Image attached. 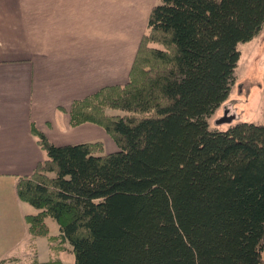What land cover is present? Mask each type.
I'll return each mask as SVG.
<instances>
[{
    "label": "trees",
    "instance_id": "trees-1",
    "mask_svg": "<svg viewBox=\"0 0 264 264\" xmlns=\"http://www.w3.org/2000/svg\"><path fill=\"white\" fill-rule=\"evenodd\" d=\"M263 28L264 0L154 6L128 83L69 110L72 126L103 128L119 150L56 146L33 129L46 159L17 186L36 210L32 239L50 250L67 242L75 264H264V123L209 125L229 98L239 46ZM35 254L32 264H64Z\"/></svg>",
    "mask_w": 264,
    "mask_h": 264
},
{
    "label": "crops",
    "instance_id": "crops-1",
    "mask_svg": "<svg viewBox=\"0 0 264 264\" xmlns=\"http://www.w3.org/2000/svg\"><path fill=\"white\" fill-rule=\"evenodd\" d=\"M154 1L0 0V261L33 252L41 259L26 221L36 210L17 191L46 159L34 128L56 146L102 142L106 154L119 150L103 128L72 126L69 110L128 83L143 37L139 18L148 25ZM126 16L135 18L127 31Z\"/></svg>",
    "mask_w": 264,
    "mask_h": 264
},
{
    "label": "rangeland",
    "instance_id": "rangeland-1",
    "mask_svg": "<svg viewBox=\"0 0 264 264\" xmlns=\"http://www.w3.org/2000/svg\"><path fill=\"white\" fill-rule=\"evenodd\" d=\"M161 0L148 2L152 8ZM127 12V11H126ZM135 18L126 16L125 29H131ZM138 29L143 36L147 32L146 19L139 18ZM240 62L235 71L233 84L228 100L209 118L211 131L227 130L239 123H264V28L251 42L239 46ZM226 120V122H224ZM223 121V122H222ZM51 235H58L59 225L52 219H47ZM61 245L64 251L61 250ZM40 249L41 262L61 259L64 264H75L73 247L67 242L61 243L60 250H48L51 247L46 238L38 239L36 247ZM71 249V251L69 250ZM38 255V253H37ZM36 254L20 255L16 260H8L6 264H32Z\"/></svg>",
    "mask_w": 264,
    "mask_h": 264
},
{
    "label": "water",
    "instance_id": "water-1",
    "mask_svg": "<svg viewBox=\"0 0 264 264\" xmlns=\"http://www.w3.org/2000/svg\"><path fill=\"white\" fill-rule=\"evenodd\" d=\"M223 122V121H222ZM224 122H226V120H224Z\"/></svg>",
    "mask_w": 264,
    "mask_h": 264
}]
</instances>
